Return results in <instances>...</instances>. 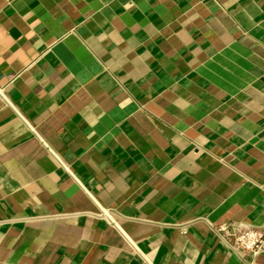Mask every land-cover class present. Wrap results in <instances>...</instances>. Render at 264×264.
I'll list each match as a JSON object with an SVG mask.
<instances>
[{
    "label": "crops",
    "instance_id": "0c3cea01",
    "mask_svg": "<svg viewBox=\"0 0 264 264\" xmlns=\"http://www.w3.org/2000/svg\"><path fill=\"white\" fill-rule=\"evenodd\" d=\"M264 0H0V264H264Z\"/></svg>",
    "mask_w": 264,
    "mask_h": 264
},
{
    "label": "built area",
    "instance_id": "2783aa9c",
    "mask_svg": "<svg viewBox=\"0 0 264 264\" xmlns=\"http://www.w3.org/2000/svg\"><path fill=\"white\" fill-rule=\"evenodd\" d=\"M218 236L232 250L255 257L264 251V230L230 222L217 228Z\"/></svg>",
    "mask_w": 264,
    "mask_h": 264
}]
</instances>
